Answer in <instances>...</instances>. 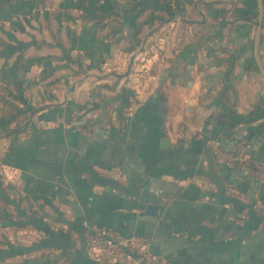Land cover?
Wrapping results in <instances>:
<instances>
[{
  "label": "crops",
  "instance_id": "1",
  "mask_svg": "<svg viewBox=\"0 0 264 264\" xmlns=\"http://www.w3.org/2000/svg\"><path fill=\"white\" fill-rule=\"evenodd\" d=\"M257 16V0H0V110L33 109L0 130V264H107L94 227L147 239L149 264H264ZM247 130L241 164L216 160L211 139Z\"/></svg>",
  "mask_w": 264,
  "mask_h": 264
},
{
  "label": "built area",
  "instance_id": "2",
  "mask_svg": "<svg viewBox=\"0 0 264 264\" xmlns=\"http://www.w3.org/2000/svg\"><path fill=\"white\" fill-rule=\"evenodd\" d=\"M209 142L216 160L229 168L241 164L249 148L244 139H240L230 150H224L217 139ZM86 246L95 259L107 264H149L152 261L147 239L140 235L125 236L106 227L92 228L86 237Z\"/></svg>",
  "mask_w": 264,
  "mask_h": 264
},
{
  "label": "trees",
  "instance_id": "3",
  "mask_svg": "<svg viewBox=\"0 0 264 264\" xmlns=\"http://www.w3.org/2000/svg\"><path fill=\"white\" fill-rule=\"evenodd\" d=\"M172 15V13L170 14V16ZM253 17H256L254 16L253 14ZM16 49H19L18 47H15L14 49H12L11 52L15 51ZM227 89V88H226ZM224 90L222 96L225 95L226 91L227 90ZM129 96V94H127ZM130 101H125L124 104L122 105V107H129L131 104ZM3 106H2V109L0 110L1 112V115H0V120L3 121V125L0 126V130L2 131H5L8 129V126L9 124L17 117H19L20 115H26V114H30L33 112V109L32 108H26V107H23V108H20L18 107L17 105L13 104L11 101H6V102H3L2 103ZM224 108H226L227 104H223L222 105ZM250 134V131L247 130L246 134L243 135V139L246 140L247 139V136ZM220 141V140H219ZM55 261H53V263H57V260L54 259ZM41 264H52V262L48 261V262H42Z\"/></svg>",
  "mask_w": 264,
  "mask_h": 264
},
{
  "label": "water",
  "instance_id": "4",
  "mask_svg": "<svg viewBox=\"0 0 264 264\" xmlns=\"http://www.w3.org/2000/svg\"><path fill=\"white\" fill-rule=\"evenodd\" d=\"M257 5H258V16H257V20L255 21V25H256V30H255V38H254V57H255V61L257 64V67L259 69V72L264 80V69L262 66V63L260 61V58L258 56V45H259V32H260V21L262 18V14H263V4H262V0H257ZM169 144V140L166 138H163L161 140V145H168ZM69 206L71 207L74 216L78 217L82 215V211L80 209V207L78 206V204H76L75 202L69 201L68 202ZM148 212L150 214H155V210H156V205H148L147 206Z\"/></svg>",
  "mask_w": 264,
  "mask_h": 264
}]
</instances>
